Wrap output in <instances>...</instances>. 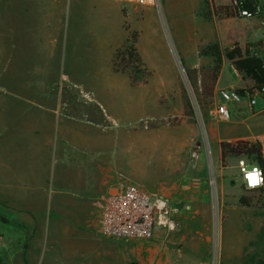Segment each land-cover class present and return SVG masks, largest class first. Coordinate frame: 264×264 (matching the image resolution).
I'll list each match as a JSON object with an SVG mask.
<instances>
[{
    "label": "rangeland",
    "instance_id": "374dc122",
    "mask_svg": "<svg viewBox=\"0 0 264 264\" xmlns=\"http://www.w3.org/2000/svg\"><path fill=\"white\" fill-rule=\"evenodd\" d=\"M230 2L160 0L159 10L126 13L110 0H0V25L53 28V40L21 56L11 30L0 32V264H16L19 245L36 259L48 250L51 264L92 263L100 252L109 264H264V193L246 190L238 158L219 154L236 131L264 135V115H253L264 99L228 105L221 121L217 94H194L189 79L199 89L191 70L212 65L199 51L217 42L214 25L229 37L222 49L261 52L264 11L220 22L212 7ZM131 35L146 81L134 89L111 69ZM219 75V87H251L225 61ZM119 183L167 200L172 228L148 240L103 236L102 200Z\"/></svg>",
    "mask_w": 264,
    "mask_h": 264
},
{
    "label": "built area",
    "instance_id": "2783aa9c",
    "mask_svg": "<svg viewBox=\"0 0 264 264\" xmlns=\"http://www.w3.org/2000/svg\"><path fill=\"white\" fill-rule=\"evenodd\" d=\"M120 5L125 11L127 9L154 7L159 10L160 0H110ZM232 5H236L233 0ZM237 17L242 19L252 18L247 10L236 11ZM262 13L260 5H256V17ZM264 63V55H258ZM232 68L235 76L236 70ZM264 95L261 92L241 95L235 89H219L217 96L221 103L215 108V113L221 121H230L231 114L228 105L233 107L245 102L248 108H252L255 101L254 95ZM262 155L264 161V144H262ZM197 160L198 154H192ZM238 173L243 187L248 191H255L264 186V167L253 162H248L246 157H239L237 162ZM257 177L258 183L253 184L250 177ZM175 212L171 204L162 197L149 193L132 183L120 184L112 193L105 196L101 204L100 230L103 236L114 239H150L156 228H172L170 216Z\"/></svg>",
    "mask_w": 264,
    "mask_h": 264
},
{
    "label": "trees",
    "instance_id": "16d2710c",
    "mask_svg": "<svg viewBox=\"0 0 264 264\" xmlns=\"http://www.w3.org/2000/svg\"><path fill=\"white\" fill-rule=\"evenodd\" d=\"M233 0L227 6L212 7L215 17L219 20L242 19L237 17L236 11L247 10L251 17L256 16V0H236V5H232ZM134 35L127 37L125 44L116 49L111 60V69L116 73H126L128 75L129 87L134 89L146 84V81L138 82V76L142 73L139 65L141 59L130 41L134 40ZM199 57L209 58L212 65L203 67L198 70H191L192 75L198 78L199 89L196 87V80L190 77L191 86L194 94L201 90L205 97H212L216 83L219 78V72L224 61L229 63L238 74L251 83L247 91L238 90L241 95L245 92L253 94L261 92L264 89V63L263 61L248 48H241L238 43H231L228 47L221 48L217 43H209L199 51ZM264 99V95H262ZM264 115V110L260 113ZM220 159L226 157L239 158L246 157L250 162L264 167L262 144L255 140H236L227 141L219 144ZM259 192L264 193L263 188ZM239 204L245 205L247 201L244 198L239 199Z\"/></svg>",
    "mask_w": 264,
    "mask_h": 264
},
{
    "label": "crops",
    "instance_id": "0c3cea01",
    "mask_svg": "<svg viewBox=\"0 0 264 264\" xmlns=\"http://www.w3.org/2000/svg\"><path fill=\"white\" fill-rule=\"evenodd\" d=\"M256 1H257V5L261 6L262 12H263L264 11V0H256ZM116 5L118 7V10H122L123 12H126V13L130 12L131 10L137 9V8L127 9L125 11L120 5H118V4H116ZM257 19H256V22H259L262 25H256V27L261 26V29L263 30V32L260 33L259 38L257 39V46H258V48L262 49L261 52L258 53L257 48H256V55L258 56V55H264V18L258 19V20ZM219 21L225 22V20H219ZM226 21H228V20H226ZM214 27L216 29V41L217 42H212V43H217L221 47V45H222L221 43L224 40L227 41V39H229V37H227V38L222 37V35L220 34L221 25H214ZM52 29H53L52 25H34V26H31V25H11V28H10V25H0V32L4 33V35H5V33L9 34V31L11 30V33H12L11 36L13 39V44L15 45V47L13 49V55H15V56H21L22 55L21 53L24 51V50H22V47H24V46H28L26 50H31L33 47H36L41 42H43L42 40L46 41L47 38H49L50 40H53V36L51 33ZM4 35L1 34L0 36L2 37ZM229 42H230V40H229ZM226 43H223L224 48L229 46V45H227L228 43L227 44ZM239 46L241 47V45H239ZM219 89H235V90H237V89H239V87H235V88H233V87H219V78H218V81H217L215 89H214V95L217 94V91ZM220 103H221V101H220ZM244 104H245V102H244ZM233 111H234V109H233ZM261 112L256 113V114L254 113L253 115L257 116ZM249 133L252 134L251 132H249ZM232 135L234 136V138H233L234 141H236V140H250V141L257 140L261 144H264L261 141V138L264 139V135L255 134L256 136L255 135L251 136V135L245 134L241 130H240V132L236 131V133L232 134ZM219 154H220V150H219ZM120 184H122V183H119L118 185H115L113 187H107V191L105 193V196L112 193ZM100 213H101V208H100ZM156 229L154 232H156ZM108 247L110 248V246H108ZM33 251H34V247H32L31 245H19L17 252H16L17 253L16 264H40V263L51 264L54 261V258L51 257L52 253L48 252V250H44V251H43V249L40 250V252H39L40 256L37 259L34 256ZM109 252H110L109 250L107 252H105L106 256L108 255L107 253H109ZM97 254L98 255L96 256V258H92V261H93L92 263H84V260H85L84 259L80 262V264H109V263H106L104 261V257L102 256L101 252L97 253ZM60 264H69L68 259L66 257L60 258Z\"/></svg>",
    "mask_w": 264,
    "mask_h": 264
},
{
    "label": "snow or ice",
    "instance_id": "6c2138e0",
    "mask_svg": "<svg viewBox=\"0 0 264 264\" xmlns=\"http://www.w3.org/2000/svg\"><path fill=\"white\" fill-rule=\"evenodd\" d=\"M250 179L252 180L253 183L255 182V177L254 176L250 177Z\"/></svg>",
    "mask_w": 264,
    "mask_h": 264
},
{
    "label": "clouds",
    "instance_id": "9594fccd",
    "mask_svg": "<svg viewBox=\"0 0 264 264\" xmlns=\"http://www.w3.org/2000/svg\"><path fill=\"white\" fill-rule=\"evenodd\" d=\"M256 183H258L257 177H255V182L253 184L255 185Z\"/></svg>",
    "mask_w": 264,
    "mask_h": 264
},
{
    "label": "water",
    "instance_id": "95a60500",
    "mask_svg": "<svg viewBox=\"0 0 264 264\" xmlns=\"http://www.w3.org/2000/svg\"><path fill=\"white\" fill-rule=\"evenodd\" d=\"M186 80H187V78H186Z\"/></svg>",
    "mask_w": 264,
    "mask_h": 264
},
{
    "label": "bare ground",
    "instance_id": "6f19581e",
    "mask_svg": "<svg viewBox=\"0 0 264 264\" xmlns=\"http://www.w3.org/2000/svg\"><path fill=\"white\" fill-rule=\"evenodd\" d=\"M184 76V75H183Z\"/></svg>",
    "mask_w": 264,
    "mask_h": 264
}]
</instances>
